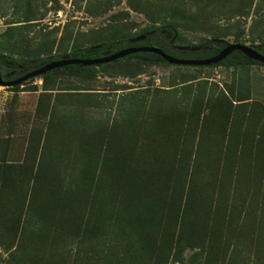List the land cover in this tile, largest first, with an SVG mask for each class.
Masks as SVG:
<instances>
[{
	"label": "rangeland",
	"instance_id": "obj_1",
	"mask_svg": "<svg viewBox=\"0 0 264 264\" xmlns=\"http://www.w3.org/2000/svg\"><path fill=\"white\" fill-rule=\"evenodd\" d=\"M158 19L184 46L264 45V0H0L16 60ZM0 264H264V67L125 58L0 87Z\"/></svg>",
	"mask_w": 264,
	"mask_h": 264
},
{
	"label": "trees",
	"instance_id": "obj_2",
	"mask_svg": "<svg viewBox=\"0 0 264 264\" xmlns=\"http://www.w3.org/2000/svg\"><path fill=\"white\" fill-rule=\"evenodd\" d=\"M29 22L30 21H26V25H30ZM19 27L24 26L8 25L5 32L0 35V37L4 39L0 42V73L2 79L5 81H10L14 78H20L21 76L39 69L45 64L51 62L48 60L34 59L16 60L14 58V56L20 55V48L18 42H12L11 39L13 37V32L19 30ZM181 29L183 28L180 22L167 21L165 19L153 20L152 25L149 28L143 30L136 37L117 41H108L96 48L88 50H70L69 52L63 54L61 58L56 59L55 61L63 59H98L128 47L142 46L157 47L165 54L181 60H203L216 56L223 48L226 47V45L219 44H217V46L215 42L212 41H202L196 45L191 46L178 44L177 41L183 38ZM235 43L243 45L238 41H235ZM256 51L259 54L264 55V45L259 49H256ZM125 58L136 59L144 63L166 64V62L160 56L149 53H136ZM2 64H4V67L2 66ZM248 65H257L264 67V65L262 64L249 60L238 51H234L222 62L210 67L223 66L226 68H236ZM93 67L98 66L83 67L80 65H71L53 70L49 73L83 71Z\"/></svg>",
	"mask_w": 264,
	"mask_h": 264
},
{
	"label": "water",
	"instance_id": "obj_3",
	"mask_svg": "<svg viewBox=\"0 0 264 264\" xmlns=\"http://www.w3.org/2000/svg\"><path fill=\"white\" fill-rule=\"evenodd\" d=\"M234 51H238L242 53L246 58H248L251 61L257 62L259 64L264 65V55L259 54L256 50L245 46L241 44H231L223 48L216 56H213L208 59L203 60H181L174 58L172 56H169L162 52L157 47H151V46H142V47H128L122 50H119L113 54L104 56L102 58L98 59H63L58 61H51L44 66H42L39 69H36L34 71H31L20 78H17L12 81H4L1 77L0 73V87H14L21 85L22 83L38 78L40 76H43L53 70L64 68L71 65H80L83 67H92V66H99V65H105L110 64L113 62H116L120 59H123L129 55L136 54V53H149V54H155L157 56H160L168 65L172 66H181V67H210L212 65H216L220 62H222L224 59H226L230 54H232Z\"/></svg>",
	"mask_w": 264,
	"mask_h": 264
}]
</instances>
